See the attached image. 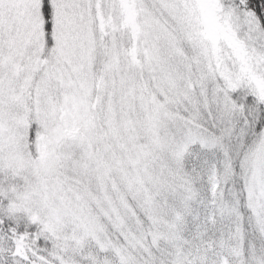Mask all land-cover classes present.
Returning <instances> with one entry per match:
<instances>
[{"label":"snow or ice","instance_id":"6c2138e0","mask_svg":"<svg viewBox=\"0 0 264 264\" xmlns=\"http://www.w3.org/2000/svg\"><path fill=\"white\" fill-rule=\"evenodd\" d=\"M0 264H264V0H0Z\"/></svg>","mask_w":264,"mask_h":264}]
</instances>
